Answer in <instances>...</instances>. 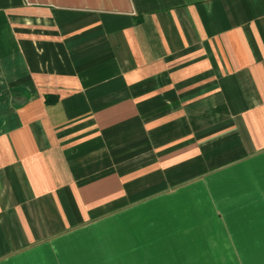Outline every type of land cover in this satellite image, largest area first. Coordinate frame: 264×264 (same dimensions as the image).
<instances>
[{"label": "crops", "instance_id": "crops-1", "mask_svg": "<svg viewBox=\"0 0 264 264\" xmlns=\"http://www.w3.org/2000/svg\"><path fill=\"white\" fill-rule=\"evenodd\" d=\"M0 264H264V0H0Z\"/></svg>", "mask_w": 264, "mask_h": 264}]
</instances>
